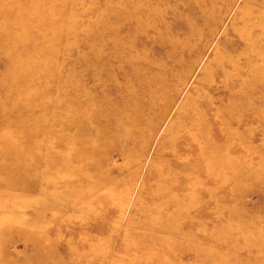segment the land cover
Here are the masks:
<instances>
[{"label":"rangeland","instance_id":"374dc122","mask_svg":"<svg viewBox=\"0 0 264 264\" xmlns=\"http://www.w3.org/2000/svg\"><path fill=\"white\" fill-rule=\"evenodd\" d=\"M122 1L0 0V134L31 151L9 168L12 156L0 151V169L7 168L0 171V264H99L101 253L109 257L104 264H264V85L251 94L252 107L226 115L232 136L224 168L208 180L207 162L191 161L212 196L195 206L181 202L186 183L180 177L187 172L175 158L165 157V169L179 177L160 187L164 167L156 150L186 96L204 88L198 83L203 72L224 55L230 25L242 26L247 8L264 11L263 0H204L203 12L199 0H164L151 17V8L141 10L162 39L137 34L128 88H110L91 104L108 113L102 183L50 186L58 179L46 157L56 135L51 108L61 103L66 113L69 97L84 100L80 87L92 78L80 59L98 33L117 24ZM136 27L127 23L119 33ZM17 72L18 87L12 83ZM172 98L148 137L152 119ZM211 122L213 134L225 125Z\"/></svg>","mask_w":264,"mask_h":264},{"label":"bare ground","instance_id":"6f19581e","mask_svg":"<svg viewBox=\"0 0 264 264\" xmlns=\"http://www.w3.org/2000/svg\"><path fill=\"white\" fill-rule=\"evenodd\" d=\"M248 1L246 0V2ZM163 4L164 0H123L120 3L123 15L117 24L108 25L105 27L107 32L98 33L99 43L91 41L86 55L80 59L84 60L85 68L90 71V78H92L89 85L80 87L82 88L80 89L81 94H84V100H80L76 95L69 97L66 113L61 111V103L52 106L51 109L54 110V113L56 112L53 115L56 135L50 150L46 151V157L58 178L50 184L56 190L59 189L57 186L64 190H70L82 186L81 184L84 183L83 186L86 188H92L94 185L102 183L101 174L104 167L101 158L103 159L102 154L105 152L103 147L105 146L104 135L108 127L105 123L108 113L103 112L102 114V110L100 112L91 107V104L110 88L118 90L128 88L129 78L126 75V69L133 68V72L135 71L136 35L140 34L137 38L142 37L147 40L151 38L149 33L157 34L155 24L147 21H150V17L159 12L158 7ZM203 5L204 0H199L197 8L200 12H203ZM148 8H151L150 14H148L150 17L145 15L146 18H143L138 15L141 10ZM247 9L242 15L245 19L242 26L235 28L234 23L230 25L231 35L227 36L231 37L225 45L227 49L224 55L215 57L208 66L211 70H205L204 76L198 81L199 84H204V88L200 90L195 87L194 91L186 96L173 122L164 130L156 148L159 155H162L161 164L164 167L162 171L164 175L159 181L160 187H166L168 182L179 177L175 171L165 169V157L172 161L175 158L178 170L182 173L187 172L180 177L186 183L179 188L183 203L192 202L195 206L204 196H212L211 187L203 188L201 186V170L197 166L194 167L191 161L197 158L207 162L209 173L206 172L205 176L208 180L213 178L212 170L224 168L226 156L231 149L230 139L232 136L231 130L225 122L236 116L233 112L236 106L252 107L254 99L251 100V94L257 89H262L264 85V11L255 13L253 9ZM132 22H135L137 27L129 28L124 35H120V28ZM189 27L191 28V25ZM106 33L107 35H105ZM212 34L213 31L208 35ZM160 39H162L161 36L156 38L158 42ZM206 43L207 41L203 42L204 45ZM142 53H146L145 49ZM138 59L141 60L139 53ZM20 73L22 72L13 74L12 83L14 86L18 87L19 85ZM136 73V80L138 79V83H140L138 71ZM83 102L87 103L84 111L81 107ZM99 103L96 106L101 109L98 106ZM172 103L173 98L154 116L148 137L157 132ZM226 115H229V119ZM215 118L225 124L221 125L217 134H213L210 126L212 119ZM7 140L10 139L0 134V143L3 146L0 151L12 156L11 161L7 162V168L18 166L22 162L24 154L28 156L31 151L21 140L11 139L9 143ZM217 140H221L222 144H216ZM7 168H2L0 171L4 173ZM43 207L47 208L44 205ZM98 261L99 264H104L109 262V257L101 253L98 256Z\"/></svg>","mask_w":264,"mask_h":264}]
</instances>
